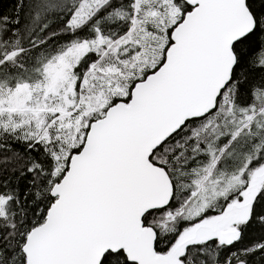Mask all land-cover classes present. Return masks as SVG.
<instances>
[{
    "label": "snow or ice",
    "instance_id": "6c2138e0",
    "mask_svg": "<svg viewBox=\"0 0 264 264\" xmlns=\"http://www.w3.org/2000/svg\"><path fill=\"white\" fill-rule=\"evenodd\" d=\"M0 264H264V0L0 12Z\"/></svg>",
    "mask_w": 264,
    "mask_h": 264
},
{
    "label": "trees",
    "instance_id": "16d2710c",
    "mask_svg": "<svg viewBox=\"0 0 264 264\" xmlns=\"http://www.w3.org/2000/svg\"><path fill=\"white\" fill-rule=\"evenodd\" d=\"M13 0H0V12L10 13Z\"/></svg>",
    "mask_w": 264,
    "mask_h": 264
}]
</instances>
